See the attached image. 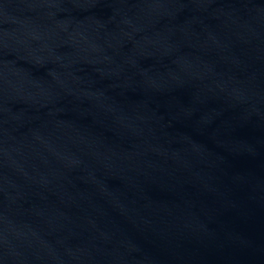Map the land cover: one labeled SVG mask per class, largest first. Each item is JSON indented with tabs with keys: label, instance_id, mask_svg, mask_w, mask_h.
I'll return each mask as SVG.
<instances>
[{
	"label": "water",
	"instance_id": "obj_1",
	"mask_svg": "<svg viewBox=\"0 0 264 264\" xmlns=\"http://www.w3.org/2000/svg\"><path fill=\"white\" fill-rule=\"evenodd\" d=\"M0 264H264V0H0Z\"/></svg>",
	"mask_w": 264,
	"mask_h": 264
}]
</instances>
